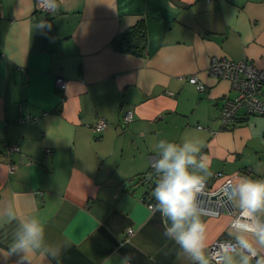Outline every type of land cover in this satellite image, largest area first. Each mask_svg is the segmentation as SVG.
Here are the masks:
<instances>
[{"label": "crops", "instance_id": "crops-1", "mask_svg": "<svg viewBox=\"0 0 264 264\" xmlns=\"http://www.w3.org/2000/svg\"><path fill=\"white\" fill-rule=\"evenodd\" d=\"M56 4L45 15L33 0H0V209L11 206L18 218L0 226V253L19 220L36 216L46 244L61 247L59 264H192L143 198L155 185L150 157L162 139L190 140L210 161L206 181L221 174L213 186L227 176L264 180V115L222 128L219 110L236 92L208 71L212 56L264 67V0ZM138 20L145 50H116L113 38ZM57 76L66 79L63 91ZM99 118L106 127L96 132ZM203 219L209 245L233 240L229 211ZM18 259L0 255V264ZM49 261L36 253L30 264Z\"/></svg>", "mask_w": 264, "mask_h": 264}, {"label": "clouds", "instance_id": "clouds-1", "mask_svg": "<svg viewBox=\"0 0 264 264\" xmlns=\"http://www.w3.org/2000/svg\"><path fill=\"white\" fill-rule=\"evenodd\" d=\"M39 2L48 11L57 9L56 0ZM45 24L41 20L37 27ZM156 149L158 155L151 166L158 179L152 194L154 207L165 223L164 236L178 245L192 264H264V180L242 177L222 186L221 203H227L236 213L229 225L233 241L210 247L203 219L210 210L200 202L205 196L210 161L200 155L199 144L190 140L174 143L162 139ZM17 219L11 206L0 209V226ZM36 253L50 258V264L51 260L59 264L61 247L46 244L44 224L32 216L19 220L8 251L0 255L7 259L15 254L19 257L17 264H30Z\"/></svg>", "mask_w": 264, "mask_h": 264}, {"label": "built area", "instance_id": "built-area-1", "mask_svg": "<svg viewBox=\"0 0 264 264\" xmlns=\"http://www.w3.org/2000/svg\"><path fill=\"white\" fill-rule=\"evenodd\" d=\"M33 2L34 11L38 12L39 14L46 15L55 12L45 9L39 0H33ZM208 71L217 78L227 79L230 82V88L236 92L235 97L233 99H227L219 110V120L222 128H228L232 126L238 118L243 119L244 117L251 115H264V101L261 98V90L264 85V67H257L252 61L247 59L235 61L223 56H212L209 62ZM188 80L190 83L194 84L198 90L202 91L204 89L203 84L197 80L196 76H191ZM55 86L59 91H63L66 87V79L61 76L56 77ZM131 119V110L125 111L122 121L127 123ZM28 120L30 119H21L23 122ZM105 127L106 121L104 118H99L98 121L93 125V129L96 132H101L103 129H105ZM7 148L9 152L13 151V147L11 145H8ZM154 157H156V155H152L150 157V165ZM9 168L12 170L13 166H10ZM150 170L153 171V174L151 175L156 184L158 177L155 174L152 166L150 167ZM218 175L220 174H211V176L215 177ZM228 180L235 182L233 177L228 176L223 182L222 186H224ZM222 186L220 187V190ZM209 194H213V192H211L210 186H207L206 188L205 182V196L201 198L200 202L203 207L210 210L208 215H218V207L220 206H223L228 210L231 209L228 207L227 203H221V194L218 195L215 203H212L209 200ZM155 204L156 201L150 200L148 202V207L153 209ZM213 209L215 210L216 214H213L211 211ZM229 213L231 214V211H229ZM132 234L133 229L130 227L127 228L125 231L124 240H128ZM219 243L222 242H215L211 245V247H214Z\"/></svg>", "mask_w": 264, "mask_h": 264}, {"label": "trees", "instance_id": "trees-1", "mask_svg": "<svg viewBox=\"0 0 264 264\" xmlns=\"http://www.w3.org/2000/svg\"><path fill=\"white\" fill-rule=\"evenodd\" d=\"M144 28V22L142 20H138V22L126 32L118 33L112 40L114 48L120 52L140 55L145 50L146 35ZM151 174H153V171L150 170L148 176ZM154 187L155 185L153 186V189ZM143 198L147 199V201H155L153 194L144 195Z\"/></svg>", "mask_w": 264, "mask_h": 264}, {"label": "rangeland", "instance_id": "rangeland-1", "mask_svg": "<svg viewBox=\"0 0 264 264\" xmlns=\"http://www.w3.org/2000/svg\"><path fill=\"white\" fill-rule=\"evenodd\" d=\"M220 174V173H219ZM221 175V174H220ZM220 175H218L217 177H215V176H211L210 177V180L209 181H206V188H207V186H210L211 187V192H213V194H209V200L212 202V203H215L216 202V199L218 198V195L220 194V192H221V190H220V187L222 186V184H223V182L225 181V179L228 177H226L222 182H221V184L220 185H217V186H213V183H214V181L220 176ZM228 205V204H227ZM228 207L229 208H231V206L230 205H228ZM231 211V218L233 219L234 217V215L236 214L235 212H233L231 209H227V208H225V207H223V206H220V207H218V212L219 213H221V212H224V211ZM218 213V214H219ZM217 216V215H216ZM218 241H221L222 243L223 242H226V241H228V242H232L233 240H230V239H224V238H219V239H217L216 241H214V242H212V244H214L215 242H218ZM253 264H255V262L253 261Z\"/></svg>", "mask_w": 264, "mask_h": 264}, {"label": "water", "instance_id": "water-1", "mask_svg": "<svg viewBox=\"0 0 264 264\" xmlns=\"http://www.w3.org/2000/svg\"><path fill=\"white\" fill-rule=\"evenodd\" d=\"M45 18V15H42L40 19H44Z\"/></svg>", "mask_w": 264, "mask_h": 264}, {"label": "bare ground", "instance_id": "bare-ground-1", "mask_svg": "<svg viewBox=\"0 0 264 264\" xmlns=\"http://www.w3.org/2000/svg\"><path fill=\"white\" fill-rule=\"evenodd\" d=\"M231 220H232V219H231ZM216 240H217V239H216ZM216 240H214V241H216ZM214 241H213V242H214ZM211 245H212V243L210 244V247H211Z\"/></svg>", "mask_w": 264, "mask_h": 264}]
</instances>
